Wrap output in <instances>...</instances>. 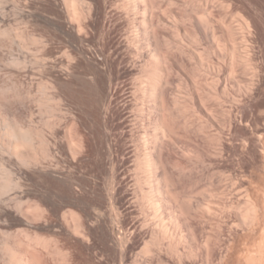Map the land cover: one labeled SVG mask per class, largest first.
Segmentation results:
<instances>
[{"label": "bare ground", "instance_id": "1", "mask_svg": "<svg viewBox=\"0 0 264 264\" xmlns=\"http://www.w3.org/2000/svg\"><path fill=\"white\" fill-rule=\"evenodd\" d=\"M41 1L50 2V0ZM106 1L61 0L65 13L57 8L54 12L44 11L51 15L49 17L32 6H30L31 9L29 6L28 10L23 9L21 0H0V50L9 51L7 54L9 56H3L0 53L3 56L0 55V65L3 64L6 70L20 73V75L30 70L32 73L33 70H38L43 77L53 76L58 66L55 65L57 61L53 60L55 64H51L48 56L44 58L45 54L42 55L41 46L48 40L44 41L37 38L39 36L35 34V36L31 35L25 27L10 24L12 20H21L22 22L19 21V23L24 24L30 19L29 22L35 21L50 27L53 37L60 39L65 45L62 53L68 60L86 61L90 64L93 69L91 79L93 91L105 92L111 86L114 80L113 65L116 62L123 63L120 50H127L134 60L133 69L131 67L134 71H131V76L135 85L133 92L135 102L134 105L132 104V120L129 126V138H131V145L130 143L129 145L132 152L130 151L129 156L124 153L125 151L121 155L125 164L132 166L134 175L131 174V176L133 175L135 201L138 205L140 219H143L141 228L147 231L143 245L135 252V264H141L139 262L142 259L147 264H154L152 261L154 254L166 251L168 255L170 254L172 258L180 262L186 258L202 257L205 263L211 264L214 246L219 243L220 234L218 232V234L207 235L204 241H201L195 221L210 222L218 218L221 212L226 211L236 215L235 226L241 227L244 234H248L245 236L248 238H251L249 237L251 234L254 237L258 236L257 241L253 237L252 240L255 241L250 240L253 244L248 245L247 242V249L241 251L242 254H239L240 257H237L236 262L238 264H264V192L254 194L251 183L246 188H236L237 181L233 174L227 175L224 171L215 174L217 183L208 185V189L199 192H194L193 189V192L190 191L194 188L191 186L196 185L197 187L201 182L200 178L193 176L195 174L193 171H197L205 162L202 160L198 163L194 162L197 158H195L187 137V134L202 137V140L209 144L208 151L204 152L214 158L219 156V153L221 154L222 150L219 146L225 130H228L231 137H234L232 117L230 113L225 114L223 102L225 97L236 102V92H242L251 84L250 79H239L236 75V68H238V63H247L250 60L252 23L239 10L241 7L237 4L236 8L235 3L230 0H114L109 9L119 20H125L127 24L123 47L115 51L112 48L108 50L109 45L104 41L100 43L99 40L98 47L92 51L86 47V42L89 40L85 39V32L92 20H96V17L105 13ZM179 1H183V3L180 2L183 4L182 8ZM12 2L15 4V8L13 7L15 10L12 8L14 11H8V7L10 8L8 5L12 6ZM178 5L181 9H177ZM172 9L176 11L183 9L184 14L178 13V15ZM64 14L67 15L66 18L63 17ZM188 22L191 23L190 26L192 25L193 28H189H192L193 32L187 28ZM237 30H240L242 34L239 35ZM166 32L168 35L169 32L172 33L171 36L175 42L164 35ZM205 40L211 42L214 45L212 47H215L229 62L228 79L226 78L228 88H225L222 93L218 91V88H221L219 83L222 77L216 81H211L207 77L208 66L211 64L206 60L209 58L210 50L204 45ZM15 51L21 53L15 54ZM175 52L193 64L194 73L191 76L193 84L175 68L173 63ZM175 59V64L180 65L182 69L186 68L185 60L182 59L183 61H179L181 62L179 64L178 59ZM71 65L73 66V63ZM71 65L69 64L67 68L65 66L66 69L62 70L70 76H75L74 67L72 68ZM244 69L246 73H250L249 68L244 67ZM24 83L20 79L0 83V201L4 203L10 200V204L1 205L0 218H6L21 228L17 232H9L7 229L6 232L0 231V264L43 263L39 253L42 247L47 248L50 242L39 235H33L34 231L30 232L29 228L33 227L30 220L45 216V207L51 208L52 211H58L61 207L68 208L63 214V219L72 229V233L78 237L89 235L84 219H89L90 214L87 211L84 214L79 212L81 200L77 196L78 193L73 191L74 184L70 175L61 173L57 167L55 169L53 165L50 166L51 164L45 165V161L54 158L49 138L45 137L41 128L33 127V125L32 127L27 126L24 123V110L21 113L15 110L16 103L23 102L32 94L30 91L26 92ZM42 87L45 89L44 86ZM98 92L96 93L99 95ZM100 96L103 97V95ZM101 101L106 100L102 98ZM36 102L41 113L49 115L59 113V116L64 118V109L59 107V103H55L53 98L44 95L36 99ZM45 124L54 128L56 123L48 121ZM107 125L104 121L102 130L109 133ZM181 131L184 134H181ZM98 136L100 137L97 134ZM66 137L67 148L75 157L85 145L73 126L66 128ZM257 137L262 143L264 158V129L258 131ZM98 139L95 135L91 137V147L103 145L104 141L101 138L99 141ZM244 145L245 149L249 148V138L244 139ZM103 149V155L107 154L113 158L115 148L111 143ZM97 155L100 156L101 153ZM177 156L185 159L188 166L185 167L183 163H179V160H176ZM110 164L111 174L109 176H111L108 187H111V191L106 189L108 195L103 197L108 199L109 209L106 211L95 205L93 213L96 219L92 213L91 218L102 230L103 234H101L104 235L102 239H106V236L108 239L109 236L114 239L112 240L115 245L114 250H118L120 262L123 264L128 241L125 238L126 235L124 236L125 230L123 231L122 218L118 212L116 191H113L119 178V164L114 159ZM244 177L246 181L250 180L248 176ZM210 179L213 181V176ZM37 180L44 182L55 180L66 187L65 190H69L71 194L63 190L59 192L62 189L60 188L54 196H51L49 192H44L41 193L37 202H32L24 182ZM186 181L191 185L188 193L186 187L183 186L187 184ZM227 181H231L232 190H229V186L226 185ZM183 188L187 190L186 193L182 191ZM263 188L260 190L264 191ZM231 191L240 198L239 202L226 204L225 199ZM136 227H133L134 230H137ZM54 246L51 247L54 248ZM232 250L230 246L229 252ZM227 256L222 260L228 258Z\"/></svg>", "mask_w": 264, "mask_h": 264}, {"label": "rangeland", "instance_id": "2", "mask_svg": "<svg viewBox=\"0 0 264 264\" xmlns=\"http://www.w3.org/2000/svg\"><path fill=\"white\" fill-rule=\"evenodd\" d=\"M21 1L25 5L24 8V5L22 4L21 7L23 9L28 10L27 7L29 6L30 8V6H32V8L38 9L45 16L50 17L51 15L44 11L54 12L55 8L60 11L63 10V13H65V7H63L64 4H62L63 2H61V0L60 2L58 0H50V2H42L41 0ZM112 1L114 0L106 1L107 13L105 11V13L99 15L100 17H96V20H92L86 30L87 33L85 32V39L87 38L89 40L88 41L86 39L88 41L86 42V47H88V49H92V51H95L94 49L98 47L99 40L100 43H102L101 41H104L109 45L108 50L112 48L113 51H115V49H120L121 47H123L122 43L126 32L125 29H127V24L125 23V20H119L115 13H113L112 10L109 9ZM230 1H233L235 3L236 8L238 6L241 7V9L239 8V10L246 18L248 17L250 23H252L251 26L253 37H250V40L252 41L250 42L249 47V53H251L249 60L250 62H240L237 65L238 68H236V75L239 77V79H250L251 84H249V87H246V89H243L242 92H236V102H232L230 98H224L223 110L224 112H226V115L230 113V117H232V131H234L235 135L234 137H231L229 131L225 130L223 136L221 137L219 148H221L222 151L221 154H218L219 156L215 158L208 156L204 151H208L209 144L202 140V137L200 136H197L195 134H187L189 142L191 143L192 149L194 151L195 158H197V161L194 162L198 163L200 160L205 162V164L200 166L197 171H193V173H195L193 176H196L198 179L200 178L201 181L198 183L197 187L196 185L191 186L188 181L186 182L189 185H183L186 187L184 188L188 190H186L187 193L192 191V189L194 190V192H199L208 189V185L216 184L217 179L215 176L217 175L215 174L219 171H224L227 175L233 174L234 178L237 181L236 188L239 187L240 189H243L249 186V184L251 183L252 192L254 194L257 193L258 195L259 193L262 194V192H264L261 191L264 187V158L262 155V143L257 137L258 131L264 129V0ZM180 2L183 3V1H179V4ZM12 4L14 6H11V4L8 5L10 6V8L8 7V11L15 10V4L13 2ZM164 5L165 7H167L166 3ZM180 5L182 8L183 4ZM176 8L177 6L175 7V9ZM181 8L178 5L177 9ZM182 10L174 11L177 12V14H184V11ZM217 16L216 19L218 20L219 16ZM63 17L66 18L67 15ZM29 20H26L29 24L25 23L26 21L24 22V24L19 23V21L22 22L21 20H12L10 24L17 26L20 25V27L22 28L25 27V30L28 31V33L30 32L31 35L35 34L39 36H36L37 38H41L44 41L48 40L49 42L45 41L46 43L41 46V51L43 50L42 55L45 54L44 58L48 56L47 58H49V63H57L55 65H58L59 67L56 66V71L53 75L54 77H43L38 72V70H33L34 74L31 72L32 70L27 71L26 73L23 72V74L21 73V76L20 73H12L8 69L6 70L5 65L1 64L0 83L19 79L23 83L25 82L24 89H27L26 92L30 91L32 94H30V97L28 99L24 100L23 102H19V105L16 103L14 106L15 110L17 109L16 111H18L19 113L24 110V123L27 126L32 127L33 125V127L36 126L41 128L45 137H47V139L49 138L48 140L54 158L45 161V165L51 164L50 166L53 165L52 167H55V169L57 167V170H60L61 173L67 176L70 175L74 184L73 191L76 194L78 193L77 196L81 200L79 212L84 214V212L87 211L90 214L89 219H84L89 229V235L86 237H78L72 233V229L63 219L64 212L68 210V208L66 207H61L60 209H58V211H52L51 208L45 207L46 213L44 217L30 220L33 224V227H30L33 229L29 228L30 232L33 230L35 233L34 234L32 232L33 235H39L41 236V238L47 239L50 242L51 246L55 245L54 248L50 245L47 248L42 247V250L40 249L41 247L39 248V251L41 250V253H39L41 254L40 258L43 259L42 264H122L120 262L121 258L120 254H118V250H114V239L110 236L109 239L107 236L105 237L106 239H102L104 238V235H102V230L97 227L98 224L94 221V219H96V215L95 213H93L95 212V209H93L96 208L95 205L101 207L106 211L109 209V201H107L108 199L106 200L103 197L108 195L106 194V189L111 191V187H108L110 185V183L108 184V182L111 176H109V174H111L110 162L112 159L116 160V162H118L119 164V178L116 182L115 190L113 191H116L115 195L117 199L116 203H118V212H120V218H122L121 222L123 231L125 230L124 236L126 235L125 238L128 241V244L126 246L127 250L124 261L125 263L123 264H135V252L143 245V240L147 236V231L141 228L143 219H140L141 216L139 213V209L137 208L138 205L135 201V187L134 181H132L134 173H132V166L129 167V164H125V160L121 155L122 152L125 151L124 153L129 156L130 151L132 152V149L130 148L131 138H129V126L131 125L130 120H132V106L135 102L133 96L135 85L131 76V73L134 71L132 70L134 66V60L133 58H131V54L127 50H120L123 57V63L116 62L113 65V83L111 84V86L109 85L110 87L105 92L102 91L103 94H101L102 92H98L96 90H94V92L93 89H91L93 69L90 64L86 61L76 62L74 60H68L62 53L65 45L62 44L63 42L60 39L53 37L52 29L44 24L35 21L29 22ZM190 24L191 23L187 24V28L192 30L193 27L192 25L190 26ZM191 30L189 31L191 32ZM237 31L239 32V35L242 34L240 33V30ZM166 34L164 35L175 42V39H172L171 32H169V35L168 32H166ZM46 44L49 45L46 46ZM204 45L208 47V50H210L209 58H211L206 59L207 61H210L208 63L211 64L208 66L207 77H209L211 81H216L222 77L220 83L217 81L221 87L220 89L218 88V91L222 93L225 88H228L227 66H229V62L226 58H223V55L218 52L215 47H212L214 45L211 42L205 40ZM244 49L243 51L246 50ZM0 53L3 56H9L7 55L9 54V51L7 49L0 50ZM18 53L20 54L21 52L15 51V54ZM51 56L52 60L50 61ZM181 56L178 53L176 54L175 52V56L173 59L174 66L185 78H187V80L191 84H193L191 76L194 73V66L193 64L189 63V61H186L185 57ZM175 58L178 59L177 63L182 59L185 60V67L187 69H182L180 65L175 64ZM218 58L223 61L221 62ZM53 60L57 62L54 63ZM60 62L62 63L60 64ZM181 62H179V64ZM68 63L70 65L73 63V66H71L72 68L74 67L73 69L76 77L70 76L69 73H64V71L62 70L69 67ZM62 64L64 66H62ZM244 67L249 68L250 73H246ZM42 86H44L45 89H43ZM217 86L218 85H216V87ZM96 92H98L99 95ZM232 94H234V92H232ZM44 95L53 98L55 100V103H59V107L64 109V118H61L59 116V113H56L55 115H49L40 112L36 99H39ZM100 95H103V97ZM101 97L103 98V100H106L104 101L105 105H103L104 102L101 101ZM62 98L63 101L60 102ZM17 105L19 108L17 107ZM48 121L55 122V127H48L45 124ZM104 121L108 124L107 126L109 128V133H106L104 129L102 130V125L104 127ZM68 126H73L74 130L77 134H79L80 139L85 145L84 149L79 151L75 155V157L69 152L67 148L66 128ZM97 134L100 135V137H97ZM181 134H184V132L181 131ZM93 135H95L97 139L99 138L98 141L101 138L104 141L102 142L103 145H100L99 147H96V145L91 147V137ZM103 135H105L106 137ZM248 138L250 139V146L248 149H245L244 139ZM107 142L109 144L111 143L115 148L113 152V158L112 156H109L107 154H104L105 156L103 155L104 152L102 150H104L103 147H105L106 149L108 145ZM100 153L101 155L98 156L97 154ZM179 156H177L176 160H179V163H183V166L187 167L188 162H185V159L180 158L181 156ZM12 168L15 169L13 166ZM131 174L133 175L131 176ZM212 176L213 181L210 179ZM244 176H248L250 180L246 181ZM58 183L59 182L55 180H49L48 182H44L42 180H37L34 182H24L25 189L29 191L30 200H32V202H37L41 193L44 192H49L51 196H54L55 193H58L57 191H59L60 188L62 189L59 192H62L63 190V192L71 194L69 190H65L66 187ZM226 185L229 186V190H232L231 181H227ZM190 186L194 187L195 189H190ZM184 188L182 191H185ZM227 197L228 198L225 199L226 204H230L232 202L238 203L240 199L235 193H232V191L231 194L230 192H228ZM9 202L10 200L5 201L4 203H1L0 201V207L1 205H4L6 203L10 204ZM91 213L95 215L94 219L91 218ZM94 215H92V217ZM236 222V215L227 211L221 212L218 218L212 219V221L210 222H204L203 220L195 221V225L199 230L201 241H204V237L207 235H214L215 233L218 234V232L220 234V241L216 246H214L212 259L213 262L211 264H238L236 260L240 257L239 254L241 255L243 250L245 251V249H247L246 244L249 243L248 245H250L255 240H258L257 235H255L256 237H254V235L251 234L252 236H249L251 238H248V234L245 233L247 235L245 236L243 229L241 227L238 228L235 226ZM13 224L14 223L12 221H9L6 218H0V231L6 232L7 229V231L9 232H17L21 229L16 224ZM106 226H108V224ZM133 227H136L137 230H134ZM109 228L110 224L109 227H107L108 231ZM252 237L255 240H252ZM250 240L252 241L251 243ZM57 246L59 250H55ZM230 246L233 248L231 252H229ZM167 253V251L161 252V254L158 252L157 254L155 253L153 257L154 259L152 260L154 261L153 263L207 264L202 257H196L192 259L186 258L182 262H180L177 259L172 258V256L170 254L168 255ZM234 253H236L237 255H235ZM228 254L229 256H227ZM202 256L204 257V253L202 254ZM226 256L228 258L223 261L222 258ZM232 257L234 258V260ZM139 263L147 264L143 262V259Z\"/></svg>", "mask_w": 264, "mask_h": 264}]
</instances>
